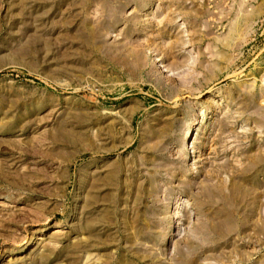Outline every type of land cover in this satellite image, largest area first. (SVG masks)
<instances>
[{
    "label": "rangeland",
    "instance_id": "374dc122",
    "mask_svg": "<svg viewBox=\"0 0 264 264\" xmlns=\"http://www.w3.org/2000/svg\"><path fill=\"white\" fill-rule=\"evenodd\" d=\"M0 264H264V0H0Z\"/></svg>",
    "mask_w": 264,
    "mask_h": 264
},
{
    "label": "bare ground",
    "instance_id": "6f19581e",
    "mask_svg": "<svg viewBox=\"0 0 264 264\" xmlns=\"http://www.w3.org/2000/svg\"><path fill=\"white\" fill-rule=\"evenodd\" d=\"M261 193V192H260ZM253 202H255V201H253Z\"/></svg>",
    "mask_w": 264,
    "mask_h": 264
}]
</instances>
